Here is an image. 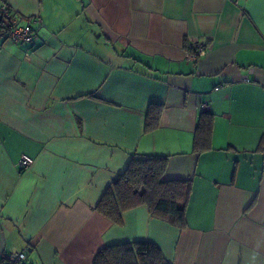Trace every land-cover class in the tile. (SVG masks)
Masks as SVG:
<instances>
[{
  "label": "crops",
  "instance_id": "crops-1",
  "mask_svg": "<svg viewBox=\"0 0 264 264\" xmlns=\"http://www.w3.org/2000/svg\"><path fill=\"white\" fill-rule=\"evenodd\" d=\"M0 4L38 34L0 37V264H92L137 240L170 264H264V0ZM133 155L189 182L185 227L146 205L119 223L96 210Z\"/></svg>",
  "mask_w": 264,
  "mask_h": 264
},
{
  "label": "trees",
  "instance_id": "trees-1",
  "mask_svg": "<svg viewBox=\"0 0 264 264\" xmlns=\"http://www.w3.org/2000/svg\"><path fill=\"white\" fill-rule=\"evenodd\" d=\"M160 103H149L146 109V129L156 126ZM210 119L198 127L196 146L207 148L210 142ZM166 158L162 156L133 155L126 169L108 186L96 210L115 223L124 211L146 205L152 216L174 226L186 225V202L190 184L187 180L163 178ZM92 264H170L160 248L150 242L137 240L102 247Z\"/></svg>",
  "mask_w": 264,
  "mask_h": 264
},
{
  "label": "built area",
  "instance_id": "built-area-1",
  "mask_svg": "<svg viewBox=\"0 0 264 264\" xmlns=\"http://www.w3.org/2000/svg\"><path fill=\"white\" fill-rule=\"evenodd\" d=\"M37 18H32L27 23H22L18 17L13 15L6 4H0V37L9 39L13 42H34L38 39L37 31L34 23ZM205 49L199 47V55H203ZM206 109L205 105H202ZM33 162V159L27 155H22L20 164L23 167H28ZM8 261L13 264H25L26 256L24 252H15L7 255Z\"/></svg>",
  "mask_w": 264,
  "mask_h": 264
}]
</instances>
